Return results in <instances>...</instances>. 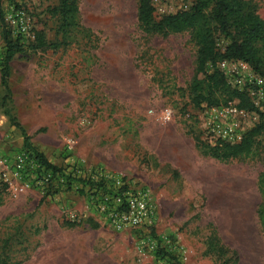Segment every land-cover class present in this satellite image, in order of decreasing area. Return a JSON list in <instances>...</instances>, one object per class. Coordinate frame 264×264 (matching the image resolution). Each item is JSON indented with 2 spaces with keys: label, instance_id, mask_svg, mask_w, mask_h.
I'll return each instance as SVG.
<instances>
[{
  "label": "rangeland",
  "instance_id": "374dc122",
  "mask_svg": "<svg viewBox=\"0 0 264 264\" xmlns=\"http://www.w3.org/2000/svg\"><path fill=\"white\" fill-rule=\"evenodd\" d=\"M249 1L264 19V0ZM57 3L5 0L6 23L26 45L41 30L54 41L57 19L49 8ZM153 3L159 19L189 9L193 0ZM137 6L138 0H80L85 30L71 46L27 49L12 61L9 107L33 145L66 172L93 174L96 181L101 173L123 175L149 189L157 222L117 231L82 183L69 189L56 176L47 185L50 176L24 150L22 131L1 105L0 72V246L8 239L10 258L21 264H220L206 253L215 232L238 251L239 264H264L257 212L264 136L255 158L220 161L200 152L196 138L204 140L208 106L195 108L188 90L197 46L188 32L146 35ZM217 41L221 49L229 42ZM3 50L0 35V71ZM164 108L172 109L173 120L160 118ZM258 120V113L245 118V133Z\"/></svg>",
  "mask_w": 264,
  "mask_h": 264
},
{
  "label": "trees",
  "instance_id": "16d2710c",
  "mask_svg": "<svg viewBox=\"0 0 264 264\" xmlns=\"http://www.w3.org/2000/svg\"><path fill=\"white\" fill-rule=\"evenodd\" d=\"M4 1L0 0V35L4 42L0 72L1 84L5 90L1 105L5 107V114L12 125L22 131L24 150L34 159L45 179L46 176H50L45 181L47 185L52 186V178L58 176L69 189L76 181L82 183L84 189L89 188V197L92 196L94 189H97L98 194L101 190L105 191L104 180L81 178L76 173L66 172L50 162L33 145L31 136L9 107L13 99L10 82L12 61L17 54L27 49L45 51L71 46L75 42V36L85 30L81 20L80 0H58L57 5L49 8L52 16L57 19L58 39L48 40L43 30L36 31L34 42L29 45L25 44L20 34H14L6 23ZM155 12L153 0H138V24L146 35L167 37L188 32L197 46L195 73L188 88L191 103L195 108L202 105L221 107L234 104L240 109L259 114L257 124L245 133L243 140L237 144L224 142L211 146L197 134L200 152L220 161L246 160L258 156L259 138L264 136V110L254 105L247 91L232 87L225 73L217 66L223 60H241L264 77V19L258 14L256 6L249 0H193V5L189 9L167 14L159 19ZM218 36H223L229 41L224 49L218 45ZM210 65L213 67L211 72L208 71ZM258 186L262 202L257 212L264 234V172L259 176ZM151 232L154 234L153 229ZM206 243V253L213 255L220 264H239L238 251L223 244L217 233L214 232ZM7 246L8 239L0 246V264H21L10 258ZM164 255L165 253L161 254V258H164Z\"/></svg>",
  "mask_w": 264,
  "mask_h": 264
},
{
  "label": "built area",
  "instance_id": "2783aa9c",
  "mask_svg": "<svg viewBox=\"0 0 264 264\" xmlns=\"http://www.w3.org/2000/svg\"><path fill=\"white\" fill-rule=\"evenodd\" d=\"M220 69L225 73L228 83L237 89L245 90L254 105L264 110V77L258 75L251 66L241 60H223ZM251 113L234 104L221 107H208L202 127L206 143L215 146L218 143L237 144L243 140L245 130L243 121ZM164 122L174 119L171 108L160 112ZM25 159L18 158L17 168L22 170ZM106 190L92 191V200L98 213L106 223L117 231H134L150 228L157 222L158 210L149 189L135 185L123 175L103 174ZM96 180V175H90ZM95 193V194H94Z\"/></svg>",
  "mask_w": 264,
  "mask_h": 264
}]
</instances>
